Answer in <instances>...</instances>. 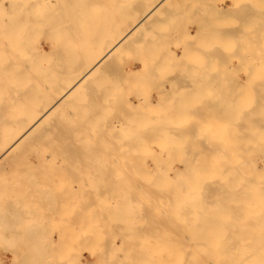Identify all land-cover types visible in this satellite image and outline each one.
Returning <instances> with one entry per match:
<instances>
[{
  "label": "bare ground",
  "instance_id": "6f19581e",
  "mask_svg": "<svg viewBox=\"0 0 264 264\" xmlns=\"http://www.w3.org/2000/svg\"><path fill=\"white\" fill-rule=\"evenodd\" d=\"M35 1L37 2L38 0H35ZM43 1H45V0H39L38 7L35 8L34 11H32V12H34L32 16H30V12L27 11L28 9H27L26 5H28L30 7V5H29L30 3L29 2L26 3V0H2L1 3H0V5L2 6V7L0 6V11H1V13H0V15H1V18H0V21H1L0 22V25H1V28H0V88L4 89L5 90L4 92H6L8 94V95H6V96H4L3 98L0 99V176H6V178L4 177V178L0 179V234L2 233L1 232L2 231L1 230V226L4 225V226L7 227V226H9V224H11L13 222L14 226L13 225H11V226L13 228H15V230L13 229L14 230L13 231L14 234H12V235L15 236V239H14L15 242L14 243L17 245L16 242H19V240H20V243H22L24 245V247L19 248L20 249V253H21L20 257L23 258V260H25L24 262L29 261L30 263H31V261L35 262V263H39L38 261L40 259H42L41 261H46V260H44V258L46 256L48 257L47 254L49 253V250H50L49 249L50 244L48 245V250H47L46 245H44V243L41 244V241H39L40 240L39 237L43 236V238H44V236H45L44 232H40V231H43V230H41L42 227L44 226L43 224H41L43 221L40 224L38 223L39 224L38 225L36 223V221L33 220L34 217L30 216V215L33 216V213L31 214V212L29 211L30 209H28V208L33 207V206L35 207V204H36L35 203L33 206H30V205H32L31 203H33V202H32V199L29 198L31 196L33 197L35 195L34 193L37 192V190H36V192L34 191V193H33V189L31 190V188H34V186H35L34 185L35 182L33 183V181H34L35 176H37L36 172L41 171L42 175H40V176H43V177L46 176L45 174L49 173V171H48L49 170L48 165H49V166L52 167V168H50V169H52L51 170L52 174L55 173L56 171H58L59 173H69L71 170L69 168H67L66 164L69 165V162L73 161L74 157L79 156V152H80V150H79L80 146L79 145H80V143H78V142L81 141V140L83 142H86V143L88 142V144H89V142H94V141L101 142L100 144H97V145H94V144L91 145L92 144L91 143L89 145L90 148L87 149L88 152H85L83 154L84 158L86 159V162H85L86 167L84 168V170L82 172V173H84V176H97V175L103 174L102 169L106 165L104 161H107V159H108L107 157L108 156H110V159H108V160H110V165L111 166H113L115 164H118V165H121V166L122 165L126 166V164H128V162L131 161V157L132 156L130 154L131 152H127V150H126L127 145L125 143H123V142H122L123 144L121 145V141H124V140H136L137 142L141 143L142 140H144L143 136H142V133L144 132V129L142 130V126H147L148 123H152L151 125L152 126L154 125V127L156 126V128L162 126L164 121L163 122L161 121L162 123L159 122L160 121L159 117L162 118L161 116L164 113L166 114L167 117L171 118V117L174 116V113H176L177 111H179L180 115L181 114H183V115L184 114L185 115L188 114V116H189L191 111H194V110L198 111L199 110L198 107L200 105L198 104L197 105L198 107H197L196 105H192L190 101L192 99H194V97L192 98V96H195L196 95L195 93H197L198 90H199L198 91L199 93H201L200 90H202V91L205 90L206 91V89L204 88L205 86H203V85L206 84V86L208 87V89H207V94H208L209 93V89H210L209 87H212L213 85L216 86L217 83H218V85H219V83L222 84V85L229 84V82L228 83L226 82V79H224V78H223L224 80L222 79L223 83H224L223 84L221 82V79L218 78V76H220L222 78V73L215 71V69H218V67H216L218 64L217 65L215 64L214 69H213L212 72L209 71V70H211V68H213V67H211V65L213 66V63L210 64V60H211L210 57H209L210 60L208 59L209 62L204 57L205 55H207V51H202V55H203L204 52H206L204 54V56H202L200 54V56H201L200 59H202V57L204 59V60L202 59L200 62L203 61V62H205V64H202V65L198 64V66L196 64L195 65L196 67H194V65H192V68L193 67L196 68V69H193V70H197L198 67L201 66V71L198 72V73L193 71V75L195 77H198V79H200V78L201 79L203 78V79L202 80L200 79V81H201L200 83H199L197 78H196L197 81L193 77H192L193 80H191L190 79V75H189V70L191 68L189 66H191V65H188L189 62H190L189 60L187 62V59H189V57H190L189 55H191V49L190 48L189 49L186 48V45L182 44L181 46H183V47H181V51H178V50L174 49V47H172V48L168 47V51L170 53L172 52V55L170 54L171 55V59H172V61H173V59L176 60V61H173V62L174 63L176 62L175 65L178 68L177 69L175 68L176 70L174 68H172V69L175 70L174 73L169 71V69H168V73H166V76L163 74L164 75L163 77L166 78V80H168V81L166 83L163 82L162 84L159 83V84H161V85H158L159 87L160 86L163 87V84H164L163 88L162 87L159 88L158 86L156 87V88H158V90L160 89L159 90L160 93H159V91H157V89L154 90L155 92L157 91L156 94L158 93L157 94L158 96H157L156 99H152L150 95L148 97H138L137 94H136L137 92L134 91V90L132 92H134L133 93L134 95L136 94V99L135 100H133V99H131L129 97L121 98L122 96L121 97L118 96L119 95L118 94L119 91L122 89L121 88L119 90V88H118V87L121 86V85L119 86V84L121 83V80H120V83H119V78H118V81H116V79L113 80L111 78V76L109 75V73H108L109 69L114 66L113 60L119 59L120 58V54L123 53V52L128 51L129 48H131L133 46H137L139 44H142L143 42L146 43V41H144V40L150 39L149 42L147 41L148 46H150V47L155 45L156 41H152V40H154V38L158 37V34H157V32H153V28L155 26H160V25L163 26L164 21L167 19L166 17H169V15H171L173 13V12L171 13V11H174V6H176V5L178 6V4L180 6H183V8L180 7V9L178 10V11H180V13L179 12L178 13L179 14L184 13L187 8H184V4H183L184 1L183 0H139V1L137 0V2L133 3L134 5H132L131 8L129 7V9L126 8L127 7L126 5L129 4L130 2H128L126 0H114L115 2H117V3H115L116 5L119 4L120 6L122 5V7L125 6L124 8L127 9V10L124 11V8H123V13H125L126 15L122 16V14H121L120 17H116L115 14L113 15V13H112V11L110 9H107V8H110V7H108V5L106 4V2L104 0H101V1L98 0L99 2H102V3H98V4L102 5L101 7L103 8V6H104L103 5V1H104L106 6H107L105 9H107V10L102 9L99 14H95L94 16L91 17V16L88 15L89 12H87V11H88V6L92 5L93 3L91 2L89 4V2H85V1H87V0H85L81 4V6L79 7V9H80L79 12H72L71 13L72 15H70L69 18H66L67 19L66 24H64L62 26H58L56 24L55 19H54L55 17H52L51 19L50 18H43L42 15L40 13H38L41 10L40 9V4L43 3ZM106 1H108V0H106ZM198 1L202 5L201 6L199 4V2L196 3V4H198L197 8L199 7L198 10L201 11L203 9V7H204V9H208L209 8L208 6H207V8H205L206 5H207L206 2H205V5L203 6L205 0H203V4H202V0H198ZM94 2L97 3V1H94ZM125 2H128V3L126 4ZM180 2H182V4H180ZM210 3H211V1H210ZM67 4H68L69 7L70 6H74V2L72 0H67ZM235 4H237V3H235ZM185 5H187V3ZM109 6H110V4H109ZM200 6H201L202 9H200ZM227 6L224 7V9L228 8V9H230V12H231L232 9H234L233 5L231 7L230 4H227ZM114 7H116V6H114ZM118 7L119 6H117V9H116L117 11H118ZM185 7H187V6H185ZM193 7L194 6H192V8ZM216 7H215V10H216ZM235 7H238V4ZM119 8H121V7H119ZM177 8L178 7H176L175 9L177 10ZM189 8H190V6H189ZM195 8H196V6L193 9H195ZM218 9H221V8H217V11H218ZM222 9H221V11H222ZM247 9H249V8L247 7ZM257 9L256 8L254 9V12L256 11V13L254 15H256V14L260 15V16H262L260 19L264 20V8L263 9H259V10H262V11H260L261 13L258 12L260 14L257 13V11H259ZM56 10H59V9H56ZM210 10H212V9H210ZM117 11L115 13H117ZM221 11H218V12L215 11V12L217 13V15H218V13H225V12H223V11L221 12ZM246 11L247 10H245L244 12H246ZM191 12H192V10H191ZM208 12L206 10V13H208ZM174 13H176V11H174ZM194 13H196V12L194 11ZM198 13H200V12H198ZM202 13H205V11L201 12V14ZM210 13L211 12H209L208 14H210ZM215 14H212V15L215 16ZM51 15H53V14L51 13ZM246 15H247V12H246ZM249 16H250V14H249ZM216 17H215V20H216ZM212 18H213V16L211 17V19ZM220 18H221V15H220ZM255 18H257V17H255ZM50 20L51 21L53 20L54 22H50ZM211 22H213V21L211 20ZM211 22H209V23H211ZM241 22H242V20H241ZM198 23L196 22V24L198 25V26H196V28L199 27L197 29L198 30L201 29V31L199 30L200 32H203L204 30L207 29L205 27L202 30V26L200 24L201 22L199 24ZM213 23H212V25H214ZM44 29L47 30V31H45L46 33L42 32V31H44ZM57 29L58 30L60 29L63 32H64L63 29H65V32L63 34H61L62 31L60 33L59 31H57ZM98 29L102 30V32L101 33H100V31L99 32H94V31H96ZM213 29H214V27H213ZM215 29H217V28H215ZM250 29L251 30L253 29L254 32H255V29H256V31H259V30L261 31V33L259 31V35H258V33H257V35H258V37L261 38L260 43H262L264 45V24H262L260 26L259 30H257V27L255 28L254 25L251 28H249V27L247 28L246 27V29H244V30L247 31V34H245L246 33L245 31H244V34H245V37L247 36V38L248 37L250 38L249 33L253 32ZM198 30L197 31L195 30L197 33H194V32L193 33L192 32L188 33L187 32L188 36L191 37V38L198 37L200 35L199 34L200 32H198ZM219 30H221V29L219 28ZM249 30H250V32L248 33ZM212 31H214V33L210 32V34L212 33L213 35H215V33L218 32V29L216 30L217 32H215V30H212ZM58 33H59V35H58ZM222 33L223 32H221L220 34H222ZM232 33H235V31L234 32L232 31ZM202 34H204L205 37H206V35H208V37L210 36V34L206 33L205 31ZM202 34L200 36H202ZM220 34H218L217 36L223 37V34H222V36ZM227 34L230 35L229 33H227ZM241 34L244 35L243 33H241ZM34 35L36 36L35 37L36 40H35L34 44H32L33 42L31 41L32 42L31 43L28 40ZM213 35L210 36V37L214 38L215 36H213ZM236 35L237 34L234 35V39H235ZM257 35H255L254 33L251 34L252 37H255ZM217 36L215 38H217ZM225 36H226V34H225ZM231 36H232V34H231ZM239 36H236V39ZM59 37L60 38L62 37L61 38L62 40H59L60 39ZM242 37L244 39V36H242ZM258 37H256V38H258ZM224 38H222V39H224ZM43 39L44 40L46 39V41H48V42H46L47 46H44L42 44L41 40H43ZM239 39H237V41ZM175 40H177V39H175ZM215 41H217V40H215ZM240 41H242V40H240ZM250 41H252V38H251V40L249 39V41L247 39V41H245L244 43H246V42L250 43ZM30 43H31L32 46L34 45V47H32L30 45ZM149 43H150V45H149ZM175 43L177 45V42H175ZM44 44H45V42H44ZM27 45H30L32 47V48L31 47L29 48L31 52L29 51V49L26 50V48L28 47ZM209 45H212V44H209ZM248 45H250V44H245V46H248ZM250 47H251V45H250ZM155 48H157V47H155ZM207 48H208V50H212L211 51L212 55H213V53H214V55L216 54L215 51H214V50H216V48H212V47H211V49H210V47H207ZM151 49L152 48L148 49L149 52L150 51L152 52ZM262 50H264V49H262ZM28 53H29V55H28ZM234 53H236V52L234 51ZM168 54H167V56H168ZM140 55H143V53L140 54ZM209 56H211V55H209ZM213 56H212V59H214ZM157 58L158 57L156 55V56H153V58L151 57L150 60L153 61L152 59H157ZM220 58L221 57H219V60H220ZM145 59L147 60V57L142 58L141 67H130V68H127L126 65H125L121 69L122 70V71H120L121 72L120 73L121 77L120 76L119 77L121 79L123 78V80L132 79V78H128V76H130V75H132L133 77L137 78L140 75H142L143 73H147L148 74V72H146L147 70L148 71L150 70V72L153 71V69H152L153 67H158L160 69L163 68L162 66H160V63L162 62L161 60L163 58L162 59L159 58L160 59V61L158 60L160 62V63L158 62L159 65H158V63H155V66H154L153 62H149V63L153 64L152 68L149 65H146L147 62L145 63ZM171 59L169 58L168 60H171ZM200 59H198V60H200ZM44 60L46 61L45 64H43ZM148 60H149V57H148ZM214 60L217 62V57H215ZM17 61H18V63H17ZM47 61H49V63ZM220 61H222V60H220ZM220 61H219V64H220ZM241 61H240V63H241ZM171 62H168V63H171ZM173 62L171 63V65H173ZM206 62H208L209 65ZM258 62H259V60H258ZM206 64H207L208 68L210 66L209 70H208ZM244 64L245 63L243 62V65ZM164 65H165V63H164ZM203 65L206 66V68H207L205 71L202 68ZM220 65L222 66V64H220ZM224 66L225 65H223V67ZM246 66H248V65L246 64L244 66L245 69H246ZM262 66L263 65L260 66L261 69L264 68V66L263 67ZM220 67H219L218 70H220ZM241 67H242V65H241ZM258 67L259 66L257 65V67L255 66L254 68H258ZM149 68H151V69H149ZM167 68H168V65H167ZM222 68H221V70H223ZM186 69H187L186 72H188V73L184 72ZM262 70L264 71V69H262ZM207 71H209V72H207ZM230 71H231V69H230ZM245 71L246 72L250 71V69L248 70V67H247V69ZM255 71H254V73H255ZM258 72L261 73L260 74L261 77L259 76L258 79L256 78V82L259 83V84L261 83L264 86V80H263L264 79V73H262L261 70H259ZM225 73H223V74H225ZM151 74H152V72L150 73V75ZM255 74H257V73H255ZM111 75H113V74H111ZM158 76H160V75H158ZM248 76H250V77L252 76L250 78V80H251L256 75L252 74V72H251V74L248 75ZM25 77H29L30 81H28L27 80L28 78H27V79H25V80L28 81V82H26L27 85H26V83H24L22 85L21 81H23V78H25ZM207 77L208 78L216 77V79L213 78V80H212L210 78L211 79V81H210V80L207 79ZM224 77H226V76H224ZM246 77H247V74H246ZM256 77H258V75ZM17 78L20 79L18 81V83L20 82L19 85L20 84L21 85L19 87H16V86L13 87L12 85H14L15 83L17 84V80H15ZM179 78L180 79L182 78V80L184 79V81L180 80L181 82H183L182 83L183 87H180V86L177 85L178 87H180L179 90H180V94H181L182 98L180 97V100H179L180 101V106H175V104H176L175 102L177 100L175 102H173L174 96H175L173 94L176 92V90H175V86L176 85L173 86V84H175L177 82L176 80H178ZM188 78H189V80H188ZM161 79H162V77H161ZM204 79H206V81L207 80L208 81L206 82ZM247 79L248 78H246V80ZM259 79L261 80L260 82L258 81ZM246 80H245V83H246ZM250 80H247L248 81V84L246 83L247 86L245 84H240V83H239V86L242 85V87H243L245 85L246 88H247L248 86L251 85V83L249 82ZM253 81L254 80H251L252 83H253ZM158 82H160V81H158ZM235 82H237V81H234V83ZM256 82L254 81V84H252V85H255ZM11 83H12V85H11ZM196 83L198 84V90H197V87H196V85H197ZM230 83H231V81H230ZM176 84H178V83H176ZM207 84L210 85V86H208ZM236 84H238V83H236ZM180 85H181V83H180ZM232 85L233 84L231 83V85H229V86L231 87ZM252 85L250 87H248V88H254L252 91H254V90L255 91L252 93V91H250L251 89H249V91L251 93L249 91L247 93L255 95L254 93L258 90L256 88H259V87H256L257 84L255 86H253V87H252ZM199 86H201V87L203 86V87L200 89ZM229 86L227 85V87H229ZM178 87H177V89H178ZM195 87H196V91L194 89ZM236 87H237V85H236ZM244 87L242 89H240V90H243ZM213 88H214L213 91L211 89V93H212V96H213L212 100L214 101V99H215V103L218 100L219 102H218L217 105L219 106L220 105L219 103H220L221 99L223 98L222 94H224V97H225V93H222L221 90H220V92L215 91V87H213ZM246 88H245L244 92L247 91ZM161 89L163 90L164 93L161 91ZM229 89H231V88H229ZM179 90H178V92H179ZM231 90H234V89H231ZM235 90H236V88H235ZM228 91L229 90L227 89L226 92L228 93ZM237 91H238V89H237ZM204 92H202V93H204ZM215 92H217V93L215 94ZM229 92H232V91H229ZM240 92L238 91V93H236V95L239 94ZM1 93H3L2 90H1ZM211 93H209L210 97H212ZM220 94L222 95V96H220L222 98L219 97ZM250 94H247V95H249L250 99H251V97H254V100H255L256 95L257 94L259 95V96L257 95V100H256L257 101V107L254 106V104H256V103H254V100H252L253 98L250 100L247 95H246L247 97H245V98L249 99L251 101V103L249 102V104L244 105V104L248 103L247 101H249V100L246 101V99L244 97H242L243 95H241L240 98H243L242 101H243L244 104H242V101H241L240 104L243 105V106H239L240 105L239 101L241 99L240 100H239V98L237 99L233 94H232V96L235 97V99H237L238 102H236L234 104L235 100H233L234 98L232 96L228 97V98H223V100L227 102L228 106L226 105V102L223 103V101H222L221 104H223V105H221V107L223 106L224 108L222 107L223 110L221 111V113H218V111H216V109L218 107L217 105L216 106L212 105V106H214L213 110L215 109V112L212 113V115L214 117L213 120H215V121L211 122V125H212L211 134L212 135L211 134L207 135V131H208L207 127L208 126L205 128L206 130H203V131H202V128H203L202 126H201L200 129L197 128L198 130L194 129L198 133L199 132H204V133H201V134L205 135L203 137H196V138L194 137V139L196 141L201 140L204 143V144H200V145L198 144V146L196 144L197 148L200 149V153L197 155L198 157H200V159L198 161H195L197 163L196 164L194 163L195 165L193 164V166H195L194 168H193L192 164H190L192 162L186 160L184 158V155L180 159L182 164L188 166L187 168L185 166L186 171L184 169V171H185L184 174H186L185 176H187V178H188L189 175H192V176H190L192 178L193 176H196V174L197 175L201 174V175H198V178L195 177V178H192V180H190L191 183H194L192 181H196V180H193V179L197 178V183L195 182L196 185L192 184V186L194 185L193 189L195 188V186H197L196 187L197 189L195 188L193 190L194 193H192L193 197L195 196L194 199L196 198V200L192 199V200H194V205L196 203L197 204L195 206H192L191 205V203L193 204L192 201L191 202H188V201L184 202V200H182L181 201V203L183 202L182 206H185L188 203V205L189 204L191 205V208H194L198 204L199 205L201 204L200 206H202V208L204 206V208L206 210L208 209V207L210 209L211 206H213L212 208L215 209L218 206L215 211L212 210V213H213V211L216 212L218 210L219 206L220 205L222 206V204L223 205L227 204L226 206L222 207V208H226L227 207L226 209H224L225 212L227 211V209H228V207L230 205H232V206L236 205L235 207L231 206L233 208L232 212L234 211L237 214H239L238 212H240L239 210H241L242 207H240L239 210L236 207H238L240 205L241 206H243V205L248 206L249 203L247 201H245L244 203H242V202L239 203L238 201H236L235 199L237 198L238 195H242L243 194L242 196H246V198H247V195L250 194L248 192H252L251 194L253 196H258L259 197V200H258L260 202V204H259L260 208L258 207L259 208V212H257V210L255 211L254 209L247 210V212L243 216L242 222L240 221L241 222V224H239L240 227L237 226V224H235L237 222V221H235V223H234L235 226H237L238 230L241 231L239 233H238V230H237L236 227L232 228L233 232L230 231L231 229H229V230L227 229V228H231V226L230 227H227V226L230 225L231 222H232L231 224H233V218H232V220H230L231 222L229 221L230 223L228 221H226L225 219H223L222 221L223 222L226 221L225 222L226 225L223 228L221 227L222 225H224V223L221 224L222 222L219 221V220L222 218L221 214L225 213V212H221L222 209L220 211L221 214H219L220 218L218 217V215H216L217 217L216 216L214 217L213 215H211L212 214L210 212L211 210L209 211V214L211 215L209 217L212 218V216H213L215 219L213 218L212 220L213 221L215 220V222H217L218 225L221 224V226H217V224H214V228H213L214 232L204 233L205 232L204 231L203 233H198L197 236H200L202 238V237H205V236H214V237H216V236L221 235L220 237L217 238L218 241H217L216 238H215V241L219 242L218 246H220V244H222L221 246L225 245V247L222 248L220 246V248L217 250L218 246L215 245L216 250H214L215 249V247H214V249H213L214 252H212L213 254L215 253L216 256H218L217 253L218 254H220V253L221 254H225L226 253V256L220 254L222 256V258L215 256L216 258H218V260L220 258L223 260V262L220 260L221 264H248L247 260H249L248 258H251V256L249 257V255L252 253V252L250 253L251 250H254V249L256 250V251L254 250L255 253H252V257H254V256L257 257L258 253H264V232L263 231L261 232V230H260V228L264 229V226H261L262 225L261 223L264 222V221H262L264 219V218H262V217H264V176L263 177L261 176L262 178H260V179L257 178V180H256V177H255V175H256L255 173H257V172H255L256 169H257V171H259V170L263 171L264 170V152L260 153L261 150H260V148L258 149V152L260 153V155H259L260 160L256 159L258 157V155H256L257 157L255 158V153H253L254 149H255L254 147H256V148L260 147L259 146L260 143H259V145H256V143L258 144V142H257L259 140L258 137L259 136L264 137V87H262V88L260 87L259 91H257L255 96H250ZM200 95H202V94H200ZM214 95H215V97H214ZM197 96L199 97L198 94H197ZM217 96L220 98V100L217 98ZM226 97H227V95H226ZM237 97H238V95H237ZM194 100H196V99H194ZM200 100H201V98H200ZM136 101H138V102H136ZM179 101H177V103H179ZM193 102H195V101H193ZM198 102L199 101H197V103ZM231 102L233 103V106L230 105ZM188 103H190V104H188ZM130 104H133L132 106H134V107H136V106L138 107L139 106V108H138L139 111L142 110L141 108H144L146 111L148 110L147 112H149V113H147L143 109L141 111L142 113H140V112L136 113V114H138V116H141L140 114L144 113L141 116V118H138V116H137L138 119L137 118H133V117H132L133 118L132 119V118L129 117V119L125 118V119L122 120L121 117H122V115H124L125 110H127L126 107H128V105H130ZM200 108H201V106H200ZM70 109L71 110L73 109V111H74V109H77V110H75L77 112L73 113V111L71 112ZM218 109H219V107H218ZM110 110H114V114ZM135 110L137 112V109H135ZM108 111H110L113 115L110 114V116H111L110 117V122H109V124L107 126L108 127L110 126V128H117V129H115L117 131L120 129V130L123 131V134H126V136L122 135L125 138L121 137L119 139L120 140V142H119L120 144H118L119 145L118 148L121 149L120 152L114 153L113 155H110L108 152L105 151V149L106 150L109 149V148L113 149L112 148L113 147L112 144H113L114 141L115 142L117 141V139H116L117 138V134H116L117 132L115 133V131H113V129H110L112 131V133L114 132V135L116 134V137L111 136V135H109L108 137H105L103 135L102 136H98L97 133H95L93 131V129H91V128L94 127V130H96V129H99L100 126L103 125V124H101L102 123L101 122L102 118L105 116V114ZM124 116L126 117V115H124ZM175 116H177V113H176ZM175 116L173 117L174 119H176ZM219 116L223 117V119H224V117L227 118L226 122H225V125L226 126H227V124L229 125L225 129L226 133H224V134H221V133L219 134L221 129L219 130L217 128L218 124L222 125V127L224 126V122L221 119L219 121V119H218V118H220ZM163 117H164V115H163ZM167 117H164V118H167ZM106 118H107V116H106ZM147 118H149V119H147ZM151 118H153V119L151 120ZM234 118H238V119L240 118V120H238V119L235 120ZM156 119L157 120L159 119V121H157ZM66 123H67L68 127L65 128L64 125ZM168 123H169V121H168ZM182 123H183V121H182ZM182 123L180 122V124H182ZM201 123H202V121H201ZM87 125L89 127H91V126H93V127L87 128L88 127ZM162 127H164V126H162ZM196 127H198V126H196ZM88 129L93 131V135L90 134L91 135L90 136L89 134H87V132H89ZM151 129H153V128H151ZM159 130H162V129L158 128L157 131H159ZM163 130L166 132V134H167L166 138L168 139V136H170V134L173 132L172 131L173 128H171V129L164 128ZM92 131H90L89 133H91ZM141 131H143V132H141ZM145 131H147V130H145ZM162 131H160V132H162ZM84 132L86 133V135H85ZM255 132H256V134H257V132L259 134V136L258 135H257V137L255 136V138H258L256 140V143L253 142L254 139H253V136H252V135H254ZM260 132H261V134H260ZM208 133H210V132H208ZM262 134H263V136H262ZM209 136H212V140L210 141V143H209ZM179 139H180V137H179ZM262 139H264V138H261V140ZM43 140H47L46 142H48V143H46V144H48L47 145V152L50 153L51 158L52 157L54 158V160H52V162H48V157L45 156V155H42L41 153L40 154L37 153L36 156L38 158L35 157L34 160L28 158L30 156L27 155V151L30 150V149L32 150V149L38 148L39 144H40L39 142H41ZM206 142L208 144H205ZM130 143H131V141H130ZM44 146H45V144H44ZM141 147H143V146H141ZM141 149H143V148H141ZM202 149L204 151L206 149H208L209 153L207 151H206V153H208V156L211 157V160L209 162H206L204 160L205 158H201L200 154H201V150ZM261 149H264V147L262 148V146H261ZM31 150H30V152H31ZM31 153H29V154H31ZM141 154L143 155V153H141ZM46 155H47V153H46ZM139 155L140 154H137L136 157H138ZM142 155H140V156H142ZM35 160H37V162H32V161H35ZM143 160H145V159H143ZM188 162H190V163H188ZM250 162L252 163V167L255 168V169H253L252 167L249 166ZM188 164H190L191 167ZM203 164L204 165L213 164V167L211 166L212 168H210V167L207 168L208 167L207 166V167L204 168ZM57 166H59L58 170H57ZM45 167L48 168V169H46ZM95 167H97V168H95ZM42 168H44V169H42ZM177 169H179V168L175 167L174 171L177 174H179V170H177ZM127 171H129V170L127 169L126 172ZM162 171L165 172L164 169H162ZM148 172H149L150 175L152 174V176H153V172L151 171V169ZM105 173H108V171H105ZM193 173H196V174L194 175ZM203 174H204V176H203L204 179H202L200 181L199 176L202 177ZM165 175H166V173H165ZM207 175L209 176L208 180L205 178V177H207ZM217 175H219V176H217ZM220 175H223L222 176L223 179H225V176H226V180L225 181L222 179L224 182H221L222 180L220 181V183L218 182V178H216V176L220 178ZM7 176H14L15 180H17V181L20 180L21 182L20 183L18 182L19 184H15L16 182L15 183L13 182L12 184H10L9 177H7ZM16 176H18V177L16 178ZM31 176L34 177V178L30 179ZM237 176H240V178H237ZM179 177L181 178V176H179ZM184 177H182V179L180 180L179 183H184L185 184V182L188 181V180L185 179L186 177L185 178ZM213 177L215 179H217V180H215ZM14 178L12 180H14ZM233 178L235 179L234 182H233ZM184 179H185V182H184ZM239 179H241V180H239ZM203 180H205L206 182L203 181ZM236 180H239V182L238 181L236 182ZM190 182L188 181L185 184L186 188H187V184L190 183ZM192 186L188 185V187H191V188H192ZM76 187H78V186H76ZM179 187H181V186H179ZM36 188L40 191L39 193H36V195L38 194V198H39L38 201L40 200V197L42 195L47 197L48 194L51 193V191H52V189H51V191L49 193L45 194L44 192L49 191V190L45 189L46 190L45 191L42 188L40 189V187L38 186V183H37V186H35V189ZM138 189H139V187H138ZM74 190H76V189H74ZM197 190H199V191H197ZM180 191L183 192L182 190H180ZM195 191H196V193H195ZM256 191H258V192H256ZM77 192H78V190H77ZM70 193H72V192H70ZM70 193H69V195H70ZM175 193L173 194V196L175 195ZM188 193H189V191H188ZM240 193H242V194H240ZM66 195H68V194H66ZM70 196H72V197H70ZM70 196L69 197L71 198V200L75 198L73 195H70ZM75 196H77V195H75ZM189 196H191V192H190ZM46 197H43V199L46 198ZM48 197H50V196H48ZM48 197H47V199H49ZM216 197H218L220 199H218V198L216 199ZM33 198H35V197H33ZM187 198H188V196H187ZM230 198H231V200H230ZM66 199H64V200H66ZM41 200H42V198H41ZM71 200L70 201L68 200V201L71 202ZM78 200L81 201L80 198H77V201L75 200L77 202V204H78ZM66 201H65V203H66ZM75 201H73L72 204L70 203V206H72ZM235 201L238 202V203L234 204ZM47 202H49V200ZM225 202H228V203H225ZM229 202H230V205H228ZM65 203H63V204H65ZM79 203L81 204V202H79ZM231 203H233V204H231ZM48 204H50V203H48ZM67 204H69V203H67ZM77 204L75 203V205L78 207L80 204L79 205H77ZM38 205H37V207H38ZM40 206H41V204H40ZM84 206L85 205L83 204V207L82 206H80V207L84 208ZM205 206H207V207H205ZM72 207H74V206H72ZM80 207H79V209H81ZM199 207H196V210L197 209L199 210ZM231 207H229L228 210H230ZM46 208H47V206H46ZM20 209H23V210L27 209L28 210V214H29V218L31 217L33 219H29V218H28L29 220H23V218H22V220L19 219L20 211L23 212V210H20ZM203 209H202V211H203ZM187 210H189V209H187ZM181 211L182 210H180V212ZM202 211H200V212H202ZM26 212L27 211H25V213H23V214H26ZM32 212H34V211H32ZM78 212H79V210H78ZM228 213L229 212H227V214L226 213L223 214V218H226V217H224V215H228L229 216L230 214H228ZM35 215H37V213ZM260 215H261V217H260ZM59 216H57V217H59ZM24 217H26V216H24ZM39 217H40V215H39ZM238 217H239V215H238ZM51 218L52 217H50L49 220H51ZM230 218H228V219H230ZM239 218H241V216ZM239 218H237V219H239ZM18 219L20 221H24V222H20V221L17 222ZM36 219H38V218L36 217ZM70 219L73 220L71 217H70ZM187 219H188V217H187ZM200 219H202V218H200ZM38 220H40V218ZM46 220L49 221L48 219H46ZM259 220H261L260 221L261 223L259 222ZM57 221H55V222H57ZM188 221H189V219H188ZM205 221H207V220H205ZM209 221H210V218H209ZM209 221H207L208 224H209ZM255 221H257V223ZM33 222L35 224H37V226L34 225ZM55 222H53V223H55ZM189 222L187 224H189ZM253 222H255L256 226H258L257 228H255L256 229L255 231H254V227H256V226H255V224ZM21 223H23V224L26 223L25 227H24V225H22L23 228L20 227L19 225ZM28 223H30V224H28ZM44 223H45V220H44ZM49 223H51V221ZM227 223H229V224L227 225ZM196 224L198 225V223H196ZM41 225H43V226L41 227ZM215 225H216V227H215ZM210 226H206V227H210ZM19 227H20V229L22 228L21 232L16 230ZM198 227L199 226H194L193 225L192 228L197 229ZM211 227H213V226H211ZM211 227H210V229H211ZM218 227L219 228L221 227V230L223 229V231H221V232H223V234L219 232L220 229L219 230L217 229L218 231H216L217 232V235H216L215 229L218 228ZM225 227L227 229L226 232L224 231ZM44 228L45 227H43V229ZM192 228H190V229H192ZM235 228L237 230V233L236 232L234 233V229ZM202 229H203V227H202ZM258 229L260 231H258ZM227 231H229V232H227ZM192 232H193V235H195V232L193 231V229H192ZM58 234H60L59 237L60 236L62 237L64 235H66V234H63L62 232L61 233L58 232ZM46 235L48 236V234H46ZM182 235L183 234H181V237H183V236H185V237H193L192 234H190L191 236L188 235V234H186V235L184 234L183 236ZM4 236H6V235H4ZM222 236L224 238H227V239L222 238ZM177 238H179V237H177ZM222 239H224V240H222ZM229 239H231V240H229ZM187 240L189 242V238H187ZM211 240H212V242H211ZM220 240H222V241L220 242ZM166 241H168V240H166ZM213 241L214 240L211 238L210 239V243H212V244L216 243L215 241L214 242ZM49 242L51 243V241H49ZM53 242L54 241H52V243ZM208 242H209V240H207V242H203V241L202 242L201 241L200 242L199 241L198 242L197 241L196 242H192V241H190V243H188V244H201V243L203 244V243H207L205 246H207V245L210 246V244H208ZM10 243H11V241H10ZM52 243H51V245H52ZM164 243H165V241H164ZM173 243L174 242H172V244ZM45 244H48V243L45 242ZM212 244H211V246H214ZM40 245H42V246H40ZM247 245H250L249 247L252 248V249H250V251H248L249 247L247 248ZM252 245H254V246H252ZM184 246L187 247L186 244L183 245V247ZM240 246L243 247V248L246 247V249H247V250L245 249L246 251H244V249L241 248L242 249L241 250V254L244 253V255L245 254L248 255V256L245 255V257H248V258H245L244 256L240 257L239 256L240 253L238 255L237 251L240 252V250H238L239 249L238 247H240ZM18 247L16 246L14 249L10 250L11 252L9 251L10 252L9 254H12L11 264H16V255L18 254L17 253L18 249H16V248H18ZM193 247L194 246H192V248ZM253 247H255V248L253 249ZM167 248H170V247H167ZM205 248L208 250L207 247H205ZM206 249H205V251H203V249L201 251L206 252L207 251ZM220 249L221 250L223 249L222 250L223 253L221 252ZM104 250H106V249H104ZM104 250L102 252H104ZM178 250L181 251L180 255L182 254V252L185 253L184 252V248H183V250L178 248ZM193 250H194V248H193ZM52 251L54 252L53 248H52ZM187 251L188 250L186 249V253H188ZM109 252L111 254V251H109ZM209 252H210V250H209ZM235 252H237V254H236L237 256L235 255ZM247 252H249V253L247 254ZM116 253H118V252H116ZM172 253L174 255V251L173 250H172ZM177 253H179V252H177ZM198 253H199V251H198ZM233 253H234V255H233ZM169 254H170V252H169ZM205 254H207V253H205ZM227 254L229 256H227ZM230 254H232L233 256H231ZM183 255H185V254H183ZM183 255H182V257H183ZM259 255H262V254H259ZM259 255H258L257 259L258 258L260 259V258H262V256H264V255H262V256H259ZM50 256H52V255H50ZM187 256L188 255L186 254V257ZM211 256L213 257L212 254H211ZM234 256H236V257H234ZM20 257H18V259ZM182 257L180 258L181 261H179L180 264H190V263H193V262H194V264H198V262L194 260L196 257L194 259H192L190 261V263L187 262L188 260L183 262ZM192 257H193V255H192ZM204 257H206V256H203L202 258L199 257V258L200 259H204ZM212 257H210V258H212ZM114 258L115 257L112 258V256L109 257L110 260H112ZM132 258L135 259L134 257H131L129 259H132ZM159 258H161V257H159ZM216 258L215 259L212 258V260L214 259L216 261V262L212 261V262H214L213 264H215V263L218 264L219 261ZM116 259H118V258H116ZM164 259H162V260H164ZM166 259H169V258H166ZM200 259H198V260H200ZM259 259L257 260L258 263L260 262ZM3 260L4 259H3L2 255L0 254V264H5ZM162 260H160V261H162ZM255 260L256 259H253V260L250 259L249 261H251V264L252 263L254 264ZM48 261L49 260H47V262H45V263L47 264ZM263 261H264V257H263ZM163 262H165V261H163ZM201 262L202 261L200 260L199 264ZM49 264H50V262H49ZM51 264H52V262H51ZM166 264H169V263H166ZM249 264H250V262H249Z\"/></svg>",
  "mask_w": 264,
  "mask_h": 264
},
{
  "label": "rangeland",
  "instance_id": "374dc122",
  "mask_svg": "<svg viewBox=\"0 0 264 264\" xmlns=\"http://www.w3.org/2000/svg\"><path fill=\"white\" fill-rule=\"evenodd\" d=\"M1 1L2 0H0V3H1ZM72 1L74 2V6H70L69 7L68 4H67V0H45V1H43V3L40 4V9L41 10L38 13H40L43 18H50L51 19L52 17H55L54 19H55L56 24L58 26H62L64 24H66V22H67V19L66 18H69L70 15H72L71 14L72 12H79V10H80L79 7L81 6V4L85 0H72ZM94 1H97V3L94 2ZM99 1H101V0H99ZM99 1L98 0H87V1H85V2H89V4L91 2L93 3L92 4L93 6L92 5H89L88 6V11L87 12H89L88 13L89 16L92 17L95 14H99L102 9H105L107 7L106 4L108 5V7H110V8H107V9H110L112 11L113 15L115 14L116 17H120L121 14H122V16L123 15H126L125 13H123V8L125 6L122 7V5L121 6L119 4L116 5L115 3H117V2H115L114 0H108L109 2L106 1V0H104L106 2V4L103 1V5H104L103 8L101 7L102 5H99L98 4V3H102V2H99ZM126 1L130 2L129 4H127L128 2H125L127 4L126 5L127 6L126 8H128V9H129V7L131 8L132 5H134L133 3H136L137 2V0H126ZM183 1H184L183 2L184 8H187L186 10L184 9L186 13L184 12L182 14H179L180 11H178V10L180 9V7L183 8V6H180L178 4V6L177 5L174 6V11H176V13H174V11H171V13L173 12L172 13L173 15L170 13L172 16L169 15V17H166L167 19L164 21L163 26L160 25V26H155L154 28L152 27L153 28V32H157V34H158V37H156V38L153 37L154 40H152V41H156V44H155L156 46L155 45H153L151 47L148 46L147 41L149 42L150 39H147V40H144V41H146V43L143 42L142 44H139L137 46H133V47L129 48L128 51L123 52V53L120 54V58L119 59H115L116 61L113 60L114 66L109 69V72L108 73H109V75L111 76V78L113 80L116 79V81H118V78H119V83H120V80H121V83L119 84V86L120 85L121 86L118 87V88H119V90L121 88L122 89L120 90L121 92L119 91V93H118L119 95L118 96H120V97L122 96L121 98L129 97V98L135 100L136 99V94H137L138 97H148L150 95L152 99H156L157 96H158L157 95L158 93L156 94V92L160 90V89L158 90V88H156V87L158 85H161L163 82L166 83L168 81L163 76L164 75L166 76V73H168V69H169V71H171V72L174 73L175 70L178 68L175 65L176 62L175 63L173 62V61H176V60L173 59V61H172V59H171L172 52L170 53L168 51V47H170V48L174 47V49H176L178 51H181V47H183L181 45L184 44V45H186V48H188V49L190 48L191 49V55H189L190 57H189V59H187V62H188V60L190 61L188 65H191V66H189V67H191L190 70H189V75H190V79L191 80H193V78L194 79H196V78L198 79V77H195L193 75V71H195L196 73H198V72L201 71V66L200 65L205 64V62H203V61H202L203 63L200 62L203 59V57H202V59H200V57H201L200 54L202 55V51H207V55L204 56V54L206 53V52H204L202 56H204L207 60L208 59L210 60V58H211V60L213 61L212 62L210 60V64L213 63V66L211 65V67H213V68H211V70H209L210 69V66H209V68L207 66L209 60H208V62H206L207 63L206 66H207L208 70L210 72H212L213 69H214L215 64L216 65L218 64L216 66V67H218V69L221 66L220 64H222V66L220 67V70L223 67V65H225L224 66L225 68L224 67L222 68L223 70L220 71L218 69H215V71L222 73V78L220 76H218V78L221 79V82L222 83H223V80L226 79V82L227 83L229 82V84H227L228 86L231 85V83L233 84L231 87L230 86L227 87V85H225L224 83H223L224 85H222L220 83L218 85V83H217L216 86L213 85L212 87H209L210 88L209 89V93H211V89L213 91L214 90L213 87H215V91L220 92V90H221L222 93H225V97H224V94H222L223 96L220 94L219 97L222 96L223 98H228V97H231L232 94H233L237 99L238 98H239V100L241 99L239 101V104L241 103V101L243 99V98H240L241 95H243L242 97H244V98L248 96V98L250 99L249 95H247V94H250L251 93L250 91H252L254 88H248V87H250L252 84H254V81L256 82V78L257 79L259 78V76L261 74L260 72H258L259 70H261V72L264 73V71L262 70L264 68L261 69V67H260L261 65L264 66V55H263L264 54V52H263L264 50H262V49H264V45L262 43H260L261 38L258 37L259 31H260L259 28H260V26L262 24H264V22H263L264 20L263 19H260L262 16L257 15V14H256L257 16L254 15L256 13V11L254 12V9L255 8L256 9L258 8L257 10L264 8V0H205L204 1V4H203V0H202L203 6L205 5V2H206L207 5H206L205 8H207V6H208L209 7L208 9H204V7L202 9L201 8L202 5H201V3L198 0H183ZM210 1H211V3H210ZM28 2L30 3L29 4L30 7L28 5H26L27 6V9H28L27 11H29L30 12V16H32L33 13H34L32 11H34V9L37 8L38 5H39V0L37 2L35 0H28V1L26 0V3H28ZM198 2L201 5L200 6V9H202L201 11L198 10L199 7L197 8V5L198 4H196V3H198ZM186 3H187V5H185ZM235 3L238 4V7H235V6H237V4H235ZM109 4H110V6H109ZM180 4H182V2H180ZM227 4H230L231 7H232V5L234 6V9H232L231 12H230V9H228V8L227 9H224V7H226ZM114 6H116V7H114ZM117 6L121 7V8L118 7V11L120 9L122 11L120 10L118 12L116 10L117 9ZM185 6H187V7H185ZM189 6H190V8H189ZM192 6H194V7L196 6V8L193 9L194 7L192 8ZM176 7H178L177 10L175 9ZM215 7H216V10H215ZM247 7L249 9H247ZM217 8H221V9L223 8L222 11L225 12V13H218V15H217L216 12L221 11V9H218V11H217ZM56 9H59V10H56ZM107 9H105V10H107ZM210 9H212V10H210ZM125 10H127V9L124 8V11ZM191 10H192V12H191ZM203 10L205 11V13H202L201 14V12H204ZM206 10H207V12L210 10L209 12H211V13L210 14H208L209 12L206 13ZM245 10H247L246 11L247 12V15H246V12H244ZM116 11H117V13H115ZM194 11L196 13H194ZM260 11H262V10L257 11V13L260 12ZM198 12H200V13H198ZM0 13H1V11H0ZM51 13L53 15H51ZM260 13H258V14H260ZM212 14H215V16L212 15ZM219 14L221 15V18H220V15ZM249 14H250V16H249ZM212 16H213L214 19L213 18L211 19ZM215 17H216V20H215ZM255 17H257V18H255ZM0 18H1V15H0ZM240 19L242 20V22H241ZM211 20L214 23L211 22ZM50 22H54V21L53 20L52 21L50 20ZM196 22L197 23L198 22L199 23L201 22L200 24L202 26V30L205 27L207 28L206 30H204L206 33H209V34H210V32H213L214 33V31H212V30H215V32H217L216 30L218 29V32L219 33L218 32L217 33L220 34L221 32H223L222 33L223 34V37L217 36L218 35L217 33H215V35H213L211 33L213 36H215V37L217 36V38L214 37L215 39L212 38V37H210V36H212L211 34H210L209 37H208V35H206V37H205L204 34H202V33H204V31L203 32H200L201 29H199L200 30L199 31L197 29L199 27L196 28V26H198L196 24ZM209 22H211V23H209ZM212 23L214 25H212ZM252 24L255 26V28L257 27V30H259V31H256V29H255V32H256L255 33L253 31V29L252 30L250 29L253 32H250V30H249L248 33L249 32L251 34L254 33L255 35H257V33H258V35L255 36V37H252L251 34L249 33L250 38L249 37L247 38V36L245 37V34H247V31H245L244 29H246V27L247 28L248 27L249 28L253 27ZM213 27H214V29H213ZM0 28H1V25H0ZM215 28H217V29H215ZM219 28L221 30H219ZM63 30L65 32V29H63ZM195 30L196 31L198 30V32H200L199 34L200 35L202 34V36L199 35L200 37L198 36L196 38L189 37L188 36V33H190V32L197 33ZM45 31H47V30L44 29V31H42V32L46 33ZM57 31H59L61 33L62 30H60V29L58 30L57 29ZM99 31H100V33L102 32V30H100V29H98V30H96L94 32H99ZM232 31L233 32L235 31V33H232ZM244 31L246 32L245 34H244ZM64 32L62 31L61 34H63ZM227 33H229L230 35H228ZM241 33H243L244 35H242ZM260 33H261V31H260ZM222 34H220V35L222 36ZM225 34H226V36H225ZM231 34H232V36H231ZM233 34L234 35L237 34L236 36H239L241 34L237 39H239L240 37L241 38L237 41L236 36H235V39H234V35ZM58 35H59V33H58ZM242 36H244V39L245 40L243 39ZM35 37H36L35 35L32 36L28 41L29 42L32 41L33 43L32 42L31 43L34 44V42L36 40ZM256 37H258V38H256ZM61 38L59 40H62ZM222 38H224V39H222ZM251 38H252V41H250V43H247V42L244 43L245 41H247V39H248V41H249V39L251 40ZM175 39H177L178 41L175 40ZM43 40H41L42 44L44 46H47V43L46 42H48V41H46V39L44 41ZM215 40H217V41H215ZM240 40H242V41H240ZM44 42H45V44H44ZM175 42H177V45H176ZM31 43H30V45H31ZM209 44H212V45H209ZM245 44H250L251 47H250V45L245 46ZM30 45H27L28 47L26 48V50H28L32 46V45L31 46ZM149 45H150V43H149ZM32 47H34V45ZM155 47H157V48H155ZM207 47H210V49H211V47L212 48H216V50L213 49L216 54L214 55V53H213V55H214L213 56L211 54L212 53L211 52L212 50H208ZM149 48H152L151 49L152 52L150 51L151 53L148 50ZM29 51H30V49H29ZM234 51L236 53H234ZM29 53H28V55H29ZM142 53H143V55H140ZM167 54H168V56H167ZM208 54L211 55V56H209ZM156 55H157L158 58L157 59H152L153 61H151L150 58L151 57L153 58V56H156ZM212 56H213L214 59H215V57H217V62L214 59H212ZM218 56L221 57L220 60H222V61L219 60V57ZM145 57H147V60L145 59V63L147 62L146 65H149L151 68L153 67L152 66L153 64L155 66V63H158L160 61V59L163 58L161 60L162 62L161 63L159 62L160 63V66H162L163 68L160 69L158 67H153L152 68L153 71H151L152 72L151 75H150V73H151L150 70L149 71L147 70L146 72H148V74L147 73H143L144 75L142 74L139 77L136 76L137 78L133 77L132 75H130L131 77L128 76V78H132V79L123 80V78L122 79L120 78L121 77V74H120L121 72L120 71H122L121 69L125 65H126L127 68H130V67H141L142 58H145ZM148 57H149V60H148ZM169 58L171 60H168ZM198 59H200V60H198ZM258 60H259V62H258ZM171 61L173 62V65H171V63H172ZM219 61H220V64H219ZM240 61H241V63H240ZM43 62H44L43 64H45L46 61L44 60ZM47 62L49 63V61H47ZM149 62H153V64L152 63H149ZM168 62H171V63H168ZM243 62L245 63L244 65H243ZM17 63H18V61H17ZM159 63H158V65H159ZM164 63H165V65H164ZM196 64H197V66H198V64H200L199 65L200 67H198L197 70H193V69H196V68H194V67H196L195 66ZM246 64L248 65V66H246V69L248 67V70L250 69V71H247V72L245 71L246 69H245L244 66ZM167 65H168V68H167ZM192 65H194L193 68H192ZM241 65H242V67H241ZM257 65L259 67L258 68H254L255 66L257 67ZM206 66L203 65V67H202L204 71L207 69ZM151 68H149V69H151ZM172 68H174V69L176 68V69L174 70ZM230 69H231V71H230ZM186 71H187V69L184 72H186ZM209 71H207V72H209ZM254 71L257 74H255ZM251 72H252V74H254L256 76L258 75V77L255 76V77H253L254 79L253 78L251 79V80H254L253 83L250 80V78L252 76L251 77L248 76V75L251 74ZM186 73H188V72H186ZM223 73H225V74H223ZM111 74H113V75H111ZM246 74H247V77H246ZM158 75H160V76H158ZM224 76H226V77H224ZM161 77H162V79H161ZM210 78L212 80H213V78L216 79V77H213V78L210 77ZM210 78L207 77V79L211 81ZM246 78H248L247 80H250L249 82L251 83V85L247 87L248 89L246 88V86L248 84V81L246 80ZM25 79H27L28 81H30L29 77H25V78H23V81H21L22 85L24 83L28 82ZM197 79H196V81H197ZM200 79H198L199 83L201 82ZM15 80H17V84L16 83L15 84L13 83L14 85H12V83H11V85L13 87H15V86L16 87H19L21 85V84L19 85L20 82L18 83V81L20 79L17 78ZM180 80H182V78L181 79L179 78L178 80H176L177 81L176 83H178V84H176V83L173 84V86L176 85L175 86L176 92L173 94V95H175L173 102H175L176 100L179 101L180 100V97H181V94H180V90L179 89H180V87H183V84H182L183 82H181ZM188 80H189V78H188ZM204 80L206 81V79H204ZM245 80H246V83L247 84L245 83ZM158 81H160V82H158ZM182 81H184V79ZM230 81H231V83H230ZM234 81H237V82L234 83ZM258 81L260 82L261 80L259 79ZM179 82L181 83V85H180ZM159 83H161V84H159ZM236 83H238V84H236ZM239 83L246 85V86L244 85L245 87L243 86L244 87L243 90H240L243 87H242V85L239 86ZM26 85H27V83H26ZM177 85L180 86V87H178ZM236 85H237V87H236ZM255 85H256V87H259V88L260 87L261 88L264 87L261 83L259 84L257 82L255 83ZM255 85H252V87L255 86ZM203 86H205L204 88L206 89V91L203 89L205 92L202 91V90H200L201 93H199L198 92L199 91L198 90V84H197L196 87H197V90L198 91H197V93H195L196 94L195 96H192V98L194 97V99H196V100H194V99H192L191 101L189 100L192 105H196L197 106L199 104L201 106V108H200V106L199 107L197 106L198 109H199L198 111H196V110L193 109L194 111H191L190 114H189V116H188V114H186V115L185 114L184 115L181 114L180 115L179 111H177L176 112L177 113V116H175L176 113H174V116L176 117V119L173 118L174 116L171 117V118H169L164 113L163 114L164 117H167V118H164L163 115H162L161 116L162 118L159 117L160 121H159V119L158 120L156 119L159 122H161V121L163 122L164 121V123L162 124V126H164V127H162L160 125H159L160 127L157 126L159 129H162L163 130L164 128H168V129L173 128V130H172L173 132L170 134V136H168V139L166 138L167 137V134H166V132L164 130L163 131L162 130L157 131L158 128H156V126L154 127V125L153 126L151 125L152 123H148V125L146 124L148 127L147 126H142V130L144 129V132L143 131H141V132H143L142 133V136H143V139L144 140H142V142L140 141L141 143L137 142L136 140H124V141H121V145L123 143H125L127 145L126 150H127V152H131L130 154L132 156L131 157V161H129L128 164H126V166H123V165L121 166V165H118V164H115V165L111 166L110 165V160H108V159H110V156H108L107 157L108 158L107 161H104L106 165L104 164L105 167L102 169V171H103V174H101L102 176L101 175H97V176H84V173H82V172H83L84 168L86 167V164H85L86 159L84 158L83 154L85 152H88L87 149L90 148L89 145L91 143H92L91 145H93V144L94 145H97V144H100L101 142L94 141V142H89V144H88V142L86 143V142H83L81 140V141L78 142V143H80V145H79L80 146V148H79V150H80L79 156L74 157L73 161H71L72 163L69 162V165L66 164L67 165V168H69L71 170L69 173H59L58 171H56L55 173L52 174L51 173V170L52 169H50L52 167L48 165V168H49L48 171H49V173L48 174L46 173L45 174L46 176H44V177L43 176H40V175H42V172L41 171L36 172V175L37 176L34 175L35 178L31 176L30 179H33L34 178L33 183L35 182L34 183L35 186H37V183H38V186L40 187V189L42 188L44 190L45 189L46 190L47 189L49 190V191H46L45 190L46 192L43 191L45 194L46 193H49L51 191V189H52V191H51V193H49L50 195L48 194V196H50V197L47 196L49 199H47V197L46 196H43V195L41 197L39 196L40 197V200H39L40 202H39L38 201V199H39L38 198V194L36 195V193H39L40 191L37 188L35 189V186H34V188H31V190L33 189V193H34V191L36 192V190H37V192L34 193L35 195L33 196L35 198H33L32 196L29 197L30 199H32V202H33V203H31L32 205H30V206H33L36 203L35 204V207L33 206V207L28 208V209H30L29 211L31 212V214L33 213V216L32 215H30V216L31 217H34V219L31 218V217L29 218V214H28V210L27 209H24L25 211H27L26 212L27 215L26 214H23V213H25V211L23 209H20V210H23V212L20 211L19 219H21V220H22V218H23V220L33 219L34 221H36L37 224L38 223L40 224L43 221L41 224H43L44 226L41 225V227L43 226L45 228L44 229H43V227H42V229L40 228L41 230H43V231H40V232H44L45 233V236H44V238H43V236L42 237H39L40 238L39 241H41V244L44 243V245H46L47 250H48V245L50 244V246H49V249L50 250H49V253L47 254L48 257L46 256L44 258V260H46V261H41L42 259H40L38 261L39 263H35V262H32V261H31V263L29 261L24 262L25 260H23V258L20 257L21 256L20 255L21 253H20V249H19V248L24 247V245L22 243H20V240L18 238L17 239L19 240V242H16L17 245L14 243L15 242V240H14L15 239V236L12 235V234H14L13 231L15 230V228H13L11 226V225L14 226V223L12 222L7 227L4 226V225H3L4 227L1 226V230H2L1 232L2 233L0 234V254L2 255V257L4 259L3 260L4 263L5 264H11L12 254H9V253L11 252L10 250L14 249L16 246L17 247L19 246L18 248H16V249H18L17 250V253L18 254L16 253L17 254L16 255V264H19V263L20 264L21 263L22 264H27V263L28 264H40V263L41 264H46L45 262H47V260H49L47 264H49V262H50V264H51V262H52V264H164V263L165 264L166 263L175 264L176 262H177L176 264H180L179 261H181L180 258L182 257L183 254H185L182 257L183 262H185V261L188 260L187 262L190 263V261L192 259H194L198 255L196 257L197 259L196 258L194 259L195 261L198 262V264H199L200 260L202 261L200 264H209V263L210 264H213L214 262H216L214 260L216 257H221L222 258L221 255L226 256V253L225 254H221L220 253L221 255L217 253L218 256H216L215 253H214L215 255L212 253V252H214V250H216L215 245H217V246L219 245L218 244L219 242H217L218 241L217 238L220 237L221 235L216 236V237H214V236H205V237H202L201 238L200 236H197V234L198 233H203L204 231H205L204 233L214 232V229H213L214 228V224H217V222H215V220L213 221L212 219L216 215H218V217L220 218L219 214H221V212H225L224 209L227 208V207L226 208H222V207L226 206L227 204L226 205H223L222 204V206L220 205L219 208H218V210L216 212H214V211L217 209L218 206L215 209H213L212 208L213 206H211L210 209L208 207V209L206 210L204 208V206H203V208H204L203 209L202 206H200L201 204L200 205L198 204L196 207H199L200 206L199 207V210L202 211V209H203V211H202L203 213L200 212L198 209H197L198 210L197 211L196 210V207L191 208V205L192 206H195L197 204L196 203L194 205V200H196V198L194 199L195 196L193 197V195H192V193H194L193 190L197 186H195V188L193 189V186L194 185L192 186V184H195L196 185L198 175H201V174H198L197 175L196 173H193L194 175L196 174V176H193L192 178H195V177H197V178L196 179H193V180H196V181H192L194 183H191L190 180H192V178L190 176H192V175H189L188 178H187V176H185L186 174H184V172L186 171V168L188 166L182 164L181 163V160H180L182 158V156L184 155V158L186 160L192 162V163H190V162H188V163L192 164V166H193L194 163L196 164L197 162H195V161H198L200 159V157L197 156L200 153V149L197 148V146H198V144L200 145V144H204V143L201 140L196 141L194 139V137L195 138L196 137H203L205 135L201 134V133H204V132H199L198 133L195 130H198L197 128L200 129L201 126H202L203 127L202 128V131H203V130H206L205 128L208 126L207 127L208 128L207 135H210L211 132H212L211 131V127H212L211 122L215 121V120H213L214 117L212 115V113L215 112V109L213 110L214 106H212V105H215L216 106L219 101L216 99L217 101L215 103V99H214V101L212 100V98H213L212 93H211V96L212 97H210L209 93L207 94L208 87L206 86V84L203 85ZM208 86H210V85H208ZM161 87L162 86H160L159 88H161ZM163 87H164V84H163ZM177 87H178V89H177ZM196 87L194 88L195 91H196ZM199 87H200V89L202 88L201 86H199ZM234 87L236 88V90H235ZM229 88L234 89V90H231ZM245 88L247 90L246 92H244L245 91ZM259 88H256V89H258L257 91H259ZM156 89H157V91L155 92L154 90H156ZM227 89L229 91H232V92H229L228 91V93H227L226 92ZM237 89H238L239 92L241 91L239 94H237L238 97L236 95V93H238ZM249 89H251V90L249 91ZM1 90L3 91V93H1ZM133 90L137 92L135 95L133 94L134 92H132ZM178 90H179V92H178ZM4 91H5L4 89L0 88V99L3 98L4 96L8 95ZM161 91L163 92L162 89H161ZM248 91L250 93H247ZM254 91H252V93ZM257 91L254 93L255 95H256ZM202 92H204V93H202ZM159 93H160V91H159ZM216 93L217 92H215V94ZM197 94L199 95V97L197 96ZM200 94H202V95H200ZM226 95H227V97H226ZM255 95L250 94V96H255ZM257 95L255 97V100H254V97H251V99L253 98L252 100H254V103H256V104H254V106H256V107H257V101H256L257 100ZM214 97H215V95H214ZM219 97L217 96V98L220 100V98H222V97H220V98ZM235 97H233L234 98L233 100H235L234 104L236 102H238L237 99H235ZM200 98H201V100H200ZM223 98L221 99V101L219 103L220 105L219 106L217 105L219 107V109L217 107L218 110L216 109V111H218V113H221V111L223 110L222 109L223 106L221 107V105H223V104H221L222 101H223V103L226 102V101L223 100ZM249 99H246V101L249 100ZM250 100L247 101L248 103H246V104H244L243 101H242V104L247 105V104H249V102L251 103ZM177 101L175 102L177 104V105L175 104V106H180V101H179V103H177ZM193 101H195V102H193ZM197 101H199L200 103L199 102L197 103ZM136 102H138V101H136ZM188 104H190V103H188ZM132 105L133 104H130V105H128V107H126L127 110H125V112H124V115H126V117L124 115H122V117H121L122 120L125 119V118L129 119V117L130 118H132V117L133 118H137L138 114H136V113H138V112L142 113L141 111L144 108H141L142 110L139 111L138 110L139 106L138 107L137 106L134 107ZM226 105H227V102H226ZM230 105L233 106V103L231 102ZM239 106H243V105L240 104ZM77 109H74V111H73V109L72 110L70 109V110H71V112L73 111V113H75V112H77V111H75ZM135 109H137V112H136ZM110 111H112V113L114 114V110H110ZM110 111L107 112L109 115L106 113L105 116H104L105 118L104 117L102 118V121H101L102 123L101 124H103V125L100 126L99 129H96L95 128L96 130H94V127L93 126H91V127H93V128H91L88 125H87L88 126L87 128L93 129V131L95 133H97L98 136H102L103 135L105 137H108L109 135H111V136L116 137V134H117V138H116L117 141L116 142L114 141L113 144H112V146H113L112 148L113 149H110V148L107 149V150L105 149L106 152H108L110 155H113L114 153L120 152L121 149L118 148V146H119L118 144H120L119 143L120 142L119 139L121 137L122 138L124 137L122 135H125L126 136V134H123V131L120 130V129L117 131V130H115L117 128H110V126L109 127L107 126L109 124V122H110V117H111L110 114L113 115ZM144 111H146V110L144 109ZM147 113H149V112H147ZM143 114H140V115L142 116ZM106 116H107V118H106ZM141 116H138V118H141ZM219 117H220V118H218L219 121L221 119L224 122V126L222 127V125H219L218 124L217 125V128L219 130L221 129L220 132H219V134L220 133L221 134H224V133H226V130L225 129L227 128V126H229L228 124H227V126L225 125V122H226V119L227 118L224 117V119H225L224 120L223 117H221V116H219ZM153 118H151V120ZM147 119H149V118H147ZM234 119L236 120L238 118H234ZM238 120H240V118ZM168 121H169V123H168ZM182 121H183V123H182ZM201 121H202V123H201ZM180 122L182 124H180ZM196 126H198V127H196ZM64 127L65 128L68 127L67 126V123L64 125ZM151 128H153V129H151ZM110 129H113V131H115V133L116 132L117 133L114 135V132L112 133V131ZM145 130H147V131H145ZM88 131L90 132L92 130H89L88 129ZM93 131L91 133L87 132V134L93 135ZM160 131H162V132H160ZM208 132H210V133H208ZM255 134H256V132L254 133V135H252L253 136V139H254L253 142L256 143V140L259 138V140L257 141L258 144L256 143V145H259V143H260V145H259L260 147H258V148L254 147L255 149H254V152L253 153H255V158L257 157L256 155H258V157L256 159L260 160L259 155H260L261 152L262 153L264 152V149H261V146H262V148L264 147V142H263L264 139L261 140V138H264V137L259 136L258 132H257L256 135ZM260 134H261V132H260ZM85 135H86V133H85ZM257 135L259 137L258 138H255V136L257 137ZM262 136H263V134H262ZM179 137H180V139H179ZM211 140H212V136H209V143H210ZM46 141L47 140H43V141L39 142L40 144H39V147L38 148L32 149V150L30 149L32 153L30 152V150H28L27 151V155L30 156L28 158L34 160L35 157L38 158L36 156L37 153H39V154L41 153L42 155H45V156L48 157V162H52V160H54V158L53 157L51 158L50 153L47 152V145L48 144H46V143H48V142H46ZM130 141H131V143H130ZM44 144H45L46 147L44 146ZM196 144H197V146H196ZM205 144H208V143L206 142ZM141 146H143V147H141ZM141 148H143V149H141ZM259 148L261 150L260 153L258 152V149ZM203 149L201 150L200 156H201V158H205L204 160L206 162H209L211 160V157L208 156V153H209L208 152V149H206L205 151ZM206 151L208 153H206ZM29 153H31V154H29ZM46 153H47V155H46ZM141 153H143V155ZM137 154H140L142 156L139 155L138 157H136ZM143 159H145V160H143ZM32 162H37V160L32 161ZM190 164H188V165L190 166ZM185 166H186V168H185ZM203 166H204V168L207 167V166H208L207 168H209V167L212 168L213 167V164H210V165H208V164L207 165H204L203 164ZM249 166L252 167V163L251 162H250ZM175 167L176 168H179V169H177V170H179V174H177L174 171V168ZM194 167L195 166H193V168ZM48 168H46V169H48ZM58 168H59V166H57V170H58ZM95 168H97V167H95ZM42 169H44V168H42ZM127 169L129 171L126 172ZM150 169L153 172V176H152V174L150 175L149 172H148V171H150ZM162 169H164L165 172L162 171ZM184 169H185V171H184ZM253 169H255V168H253ZM105 171H108V173H105ZM255 172H257V173H255L256 174L255 175L256 180H257V178L260 179V178H262L264 176V174H263L264 173V170L263 171L262 170L261 171L260 170L257 171V169H256ZM165 173H166V175H165ZM178 175L181 176V178ZM203 176H204V174L202 175V177L199 176L200 181L202 179H204ZM217 176H219V175H217ZM217 176H216V178H218V182L220 183V181L223 179V177H222L223 175H220V178L217 177ZM4 177L6 178V176H0V179L1 178H4ZM7 177H9L10 184H12L13 182L14 183L16 182L15 184H19L21 182L20 180L19 181L15 180L14 176H7ZM17 177L18 176H16V178ZM182 177H184L186 180H188L190 182V183L187 184V188H186V185L185 184L188 181L185 182V179H184L185 184L184 183H179L180 180L182 179ZM13 178H14V180H12ZM205 178L208 180L209 176L207 175V177H205ZM237 178H240V176H237ZM241 179H239V180H241ZM205 180H203V181H205ZM215 180H217V179H215ZM223 180L224 181L226 180V176H225V179H223ZM223 180L221 182H224ZM239 180H236V182L237 181L239 182ZM234 181H235V179L233 178V182ZM188 185L192 186V188L191 187H188ZM76 186H78V187H76ZM179 186H181V187H179ZM138 187H139V189H138ZM74 189H76V190H74ZM77 190H78V192H77ZM180 190H182L183 192H181ZM188 191H189V193H188ZM197 191H199V190H197ZM70 192H72V193H70ZM190 192H191V196H189L190 195ZM256 192H258V191H256ZM69 193H70V195H73L75 197V198L74 197L73 198L76 201H77V198H80L81 201L78 200V204H77V202L74 199L71 200L70 197H72V196H70ZM174 193H175V195L173 196ZM195 193H196V191H195ZM248 193L251 194L252 192H248ZM66 194H68L70 197L68 195H66ZM74 194L77 195L78 197L75 196ZM240 194H242V193H240ZM250 194L247 195V198H246V196H242L243 194L242 195H238L237 198L234 196L236 199L233 197L239 203H241V202L244 203L245 201H247L249 203L248 206H246V205L241 206L240 205V206H238L239 208L236 207L238 210L240 209V207H242L241 210H239L241 213L238 212L239 214H237L234 211L232 212V210H233L232 207H235L236 205H234V206L230 205L231 198H230V200L228 199L230 201L228 205H230L229 207H231V206L232 207L230 208V210H228L229 209V207H228V209H227V211L225 213L227 214V212H229L228 214H230L232 217L230 215L229 216L228 215H224V217H226L227 219L226 218H223V214H225V213H222L221 214L222 218L219 221L222 222V223L220 222L221 224L224 223V225L221 226V224H219V225L217 224V226H221L223 228L226 225L225 222L226 221L229 222L233 218V224H231L232 223L231 221H230L231 223L229 222L230 225H228L229 223H227V225H228L227 227H230L231 226V228H227V229L228 230L231 229L230 231H232L233 230L232 228H234V227L237 228V226L240 227L239 224H241L242 219H243V216L245 215V213L247 212V210L254 209L255 211L257 210V212H259V208H260V205H259L260 202L258 201L259 200V197L258 196H253L252 194L251 195ZM187 196H188V198H187ZM43 197H46V198L43 199ZM41 198H42V200H41ZM217 198L218 197H216V199ZM64 199H66L67 201L64 200ZM192 199H194V200H192ZM218 199H220V198H218ZM48 200H49V202H47ZM68 200L69 201L71 200V202H69ZM182 200H184V202H187V201L188 202H191L192 201L193 204L191 203V205L190 204L188 205V203H187L185 206H182V203H183V202L181 203ZM65 201H66V203H65ZM73 201H75V202H74V204L72 206H74L75 208L77 207L75 205V203L77 205H79L80 204L79 202H81L82 205L80 204L75 209L74 207L70 206V203L72 204ZM236 201H235L234 204L238 203ZM62 202L65 203V204H63ZM48 203H50V204H48ZM67 203H69V204H67ZM225 203H228V202H225ZM40 204H41V206H40ZM83 204L85 205L84 208H82L83 207ZM231 204H233V203H231ZM37 205H38V207H37ZM46 206H47V208H46ZM80 206H82V207H80ZM79 207L81 209H79ZM205 207H207V206H205ZM187 209H189L190 211L187 210ZM221 209H222V211H221ZM78 210H79V212H78ZM180 210H182V211L180 212ZM212 210H214L213 213H212ZM32 211H34V212H32ZM209 211L212 213L211 215H213L214 217L213 216H212V218L209 217V216H211L209 214ZM36 213H37V215H35ZM179 213L180 214L182 213V214L180 215ZM23 215L26 216L27 218L24 217ZM39 215H40V217H39ZM238 215H239V217L241 216V218H239ZM261 215H260V217H261ZM57 216H59L60 218L57 217ZM36 217L38 219L40 218V220L36 219ZM50 217H52L51 220H49ZM70 217L73 220H71ZM187 217H188V219H189L190 222L188 221ZM200 218H202V219H200ZM209 218H210V221H209ZM228 218H230V219H228ZM237 218H239V219H237ZM262 218H264V217H262ZM19 219H18L17 222L20 221ZM46 219H48L49 221H47ZM223 219H225L226 221L223 222L222 221ZM44 220H45V223H44ZM205 220L209 221V224ZM50 221H51V223H49ZM55 221H57V222H55ZM187 221L189 222V224H187L188 223ZM235 221H237L238 223L237 222L235 223ZM260 221L261 220H259V222ZM262 221H264V219ZM20 222H24V221H20ZM53 222H55V223H53ZM255 222L257 223V221H255ZM255 222H253V223L256 226V223ZM196 223H198V225ZM234 223L237 224V226H235ZM263 223H261L262 225L261 224L260 225L261 226H264ZM25 224L26 223H24V224L21 223L19 226L23 228L22 225H24V227H25ZM28 224H30V223H28ZM33 224L37 226V224H35L34 222H33ZM193 225L194 226H199L197 228L199 231L197 229H195L196 227L195 228H192ZM210 225L213 226V227H211ZM206 226H210L211 229H210V227H206ZM20 227L18 229H16L19 232H21V229H22V228L20 229ZM202 227H203V229H202ZM215 227H216V225H215ZM221 227L220 228L218 227V228L215 229L216 235H217V232L216 231H218L219 229H220L219 232L223 234V232H221V231H223V229L221 230ZM257 227L258 226L254 227V231L256 230L255 228H257ZM190 228L193 229V231L195 232V235H193L192 229H190ZM236 228L234 229V233L235 232L237 233L238 228H237V230H236ZM224 229H225L224 231L226 232V230H227L226 227ZM260 230H261V232L262 231L264 232V229L263 228H260ZM260 230L258 229V231H260ZM58 232H60V233L62 232L63 234H66V235H64L62 237L61 236L59 237L60 234H58ZM227 232H229V231H227ZM239 232H241V231L238 230V233ZM3 234L6 235V236H4ZM46 234H48V236ZM181 234H183V235L184 234L185 235L186 234H188V235L192 234L193 237H185L183 235H182L183 237H181ZM177 237H179V238H177ZM187 238H189V242H188ZM211 238L214 241H215V238H216L217 239V241H215L216 243H213V244L210 243V239ZM222 238H224V237L222 236ZM206 239L209 240L208 244H210V246H211V244L214 245V246H211V247L208 246V245L205 246L207 243H203V244L202 243L201 244H188V243H190V241H192V242H196V241L197 242L198 241L199 242L200 241L201 242L202 241L203 242H207ZM224 239H227V238H224ZM224 239H222V240H224ZM166 240H168V241H166ZM222 240H220V242ZM229 240H231V239H229ZM10 241H11V243H10ZM44 241L47 242L48 244H45ZM49 241H51V243H52V241H54V242L51 245V243ZM164 241H165V243H164ZM172 242H174V243L172 244ZM211 242H212V240H211ZM185 244L187 245L188 248L185 247V246L183 247V245H185ZM221 245L222 244H220V246ZM40 246H42V245H40ZM192 246H194L193 247L194 250H193ZM220 246L217 247V250L220 248ZM249 246L250 245H247V248ZM252 246H254V245H252ZM167 247H170V248H167ZM205 247H207L208 250ZM214 247H215V249H214ZM221 247L224 248L225 245L224 246H221ZM255 247H253V249ZM52 248L54 249V252L52 251ZM178 248L181 249V250H183V248H184V252L185 253L182 252V254L180 255L181 251L178 250ZM238 248H239L238 250H240V252L237 251L238 252V255L240 253V255H239L240 257L241 256H244L245 257L246 254L245 255H244V253L241 254V250L244 249V251H246L247 250L246 247L243 248V247L240 246ZM104 249H106V250H104ZM186 249L188 250L187 251L188 253H186ZM202 249H203V251H205V249H206L208 252L207 251L206 252H203V251H201ZM250 249H252V248L249 247L248 251H250ZM103 250H104V252H102ZM172 250L174 251V255L172 253ZM209 250H210V252H209ZM222 250H221V252H222ZM254 250H251L250 253L251 252L252 253H255L256 250L255 251ZM109 251H111V254H110ZM198 251H199V253H198ZM116 252H118V253H116ZM169 252H170V254H169ZM177 252H179V253H177ZM237 252H235V255L237 254ZM205 253H207V254H205ZM248 253L249 252H247V254ZM252 253L249 255V257L251 256V258H248V257H245V258H248L249 260L250 259L251 260L256 259L254 261V264H264L263 263L264 262L263 261V257L264 256H262V255H264V253H258V255L259 254H262V255H259V256H262V258H260V259L258 258L259 261H260L259 263L257 261L258 260L257 259L258 255H257V257L256 256L252 257ZM186 254L188 255L187 257H186ZM211 254L213 255V257L211 256ZM50 255H52V256H50ZM192 255H193V257H192ZM230 255L233 256L234 253H233V255L232 254H230ZM111 256H112V258L113 257H115V258L112 259V260H110L109 257H111ZM203 256H206V257H204V259L206 261L204 259H200L199 258V257L202 258ZM227 256H229V255L227 254ZM236 256H234V257H236ZM246 256H248V255H246ZM18 257H20L21 259L20 258L18 259ZM131 257H134L135 259H133V258L132 259H129ZM159 257H161L162 259H164V258L165 259L162 260ZM210 257H212L214 259L212 260V258H210ZM116 258H118V259H116ZM166 258H169V259H166ZM221 258L219 260H218V258H216L219 261L218 264L219 263L221 264V261L223 262V260ZM198 259H200V260H198ZM160 260H162V261H160ZM249 260H247V263L249 264V262H250V264H251V261H249ZM163 261H165V262H163ZM212 261H214V262H212ZM190 264H194V262L193 263H190ZM215 264H217V263H215Z\"/></svg>",
  "mask_w": 264,
  "mask_h": 264
}]
</instances>
